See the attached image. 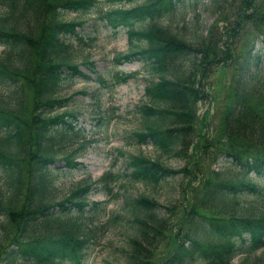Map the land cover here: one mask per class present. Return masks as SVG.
Here are the masks:
<instances>
[{"label":"trees","instance_id":"16d2710c","mask_svg":"<svg viewBox=\"0 0 264 264\" xmlns=\"http://www.w3.org/2000/svg\"><path fill=\"white\" fill-rule=\"evenodd\" d=\"M96 1L0 0V46L4 49L0 55V85L5 89L0 94V217L2 227H6L0 231V264L17 259L33 264H86L89 225L103 215L105 202H85L89 184L75 188L66 198L53 200L52 177L56 171L51 165L59 160L76 168L79 163L73 160L75 150L57 160L53 149L57 135L62 130L73 129L71 121L64 118L73 114L51 116L48 112L53 105L64 101L55 94L65 79L73 75L91 77L78 68L80 64L72 63L67 54H62L68 47L64 38L76 34V27L83 23L63 20L62 15L88 13ZM126 1L130 4L127 8L108 10L101 17L112 28L118 25L127 28L128 51L116 60H139L148 73L143 79L148 103L138 106L143 127L132 136L137 144L148 142L165 153L182 157L189 143L185 134L190 132L189 126L195 120L194 100L198 96L194 99L193 85L198 82L193 79V71L200 53H204L200 49L206 44L205 36L188 40L167 24L156 21L168 16L182 0ZM241 1L233 21L236 28L241 27L242 21L249 22L243 12L246 0ZM249 8L248 14L253 12L257 24L261 21L263 25L250 21L260 46L257 50L250 49L239 65L221 118L219 138L229 141L217 147V152L246 174L253 173L264 184V12L254 4ZM143 20L151 23L134 27ZM218 54L216 44L210 52L211 58ZM208 61L212 63L207 60L206 64ZM81 64L88 67L89 73L96 74L93 61L83 60ZM179 64L183 69L173 72V66ZM131 76L126 74L119 79L125 81ZM27 88H32L37 102L36 115L28 120L30 154L24 150V137L17 121L22 116L20 108ZM126 165L129 180L151 186L178 173L141 154H128ZM106 175L98 181L105 182ZM105 189L110 191L107 182ZM258 190L257 184L249 180L205 182L202 203L185 212L189 227L182 237L175 238L174 252L165 264H232L231 260L242 251L263 247L264 211L244 214L226 210L230 209L232 198L244 192L256 194ZM131 206L130 222L135 235L128 239L126 264H143L149 245L161 234L167 221L158 213L159 204L147 196H135ZM207 208L218 213L205 214ZM219 208L227 212L222 214ZM194 214L197 217L193 218ZM39 225L41 231H37ZM10 228L13 229L11 243L2 249ZM240 264H264V255L247 254Z\"/></svg>","mask_w":264,"mask_h":264},{"label":"rangeland","instance_id":"374dc122","mask_svg":"<svg viewBox=\"0 0 264 264\" xmlns=\"http://www.w3.org/2000/svg\"><path fill=\"white\" fill-rule=\"evenodd\" d=\"M241 0H182L179 1L168 16L157 19L158 23L167 24L176 34L192 40L197 36H205L206 43L201 50L199 61L193 71L195 90V120L190 132L185 134L189 142L182 157L170 155L152 146L150 143L137 144L133 132L141 130L144 119L138 106L148 103L144 95V78L148 76L141 61L130 59L117 61V56L128 50L126 27L118 25L111 28L102 18L104 12L114 8H127L126 0H97L88 13L65 12L63 20L83 22L77 26L76 34L64 38L67 54L72 63L80 64L78 68L86 79L73 75L63 81L55 96L64 100L51 107L49 115L58 116L63 112L73 114L64 118L71 121L73 129H65L54 139L55 159L73 152L76 168H70L64 161H56L51 166L56 171L53 178V200L59 201L69 196L72 191L83 185H90L84 194L85 202L103 201V215L89 225L88 248L85 256L86 264H126L128 239L135 235L132 218V201L135 196L144 195L159 204L158 213L167 221L161 234L154 239L147 249V259L143 264H165V260L174 252L176 237H182L187 227L185 212L202 203V187L209 180L221 179L233 181L249 180L257 184L256 194H240L230 200L231 206L220 213L258 214L264 211V184L253 173L246 174L225 156L217 152L224 140L220 136L221 118L229 101L231 87L237 78L238 68L244 55L250 49L260 46L257 36L253 34V26L257 15L249 13L252 4L264 12V0H246L243 12L249 22H241V27H234L236 6ZM241 9V8H240ZM261 22V21H260ZM257 26H262V23ZM151 20L138 21L136 28L144 27ZM247 23V28L244 26ZM244 26V27H243ZM236 31L234 32V30ZM214 42V45H211ZM219 54L211 58L210 52L216 48ZM0 46V55L3 54ZM207 59L212 63H207ZM94 62L96 74L87 71L81 61ZM204 69L201 70L202 65ZM209 65V66H208ZM175 67V68H174ZM183 66L174 65L173 72H179ZM132 74L125 81L119 78ZM102 79V81H101ZM32 88L25 90L22 116L19 115V127L22 130L27 154L29 128L36 104ZM5 89L0 85V94ZM1 134V133H0ZM217 140V143L215 144ZM219 147V148H217ZM128 154H141L159 161L173 171L176 176L153 186L128 179L126 157ZM25 166L28 163H24ZM106 175L110 191L105 189V182L98 179ZM2 175L0 173V179ZM201 200V201H200ZM232 207V208H231ZM198 212V211H197ZM216 215L215 209L207 208L204 212ZM199 215L202 213L198 212ZM225 214V213H224ZM197 217L194 214L195 218ZM206 217V216H204ZM189 218V217H188ZM0 217V231L5 229ZM43 229L37 226V231ZM9 236L2 244V249L11 243L13 229H7ZM209 240V239H206ZM180 241V239H179ZM180 245V243H179ZM263 256L264 246L254 251L236 255L232 264H240L243 257ZM252 258V257H251ZM10 264H33L23 260H15ZM64 264V263H61ZM191 264H201L195 262Z\"/></svg>","mask_w":264,"mask_h":264}]
</instances>
